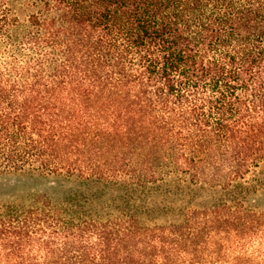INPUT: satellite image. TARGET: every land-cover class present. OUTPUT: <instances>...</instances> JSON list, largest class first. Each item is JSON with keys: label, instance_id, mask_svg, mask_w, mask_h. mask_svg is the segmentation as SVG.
Segmentation results:
<instances>
[{"label": "trees", "instance_id": "trees-1", "mask_svg": "<svg viewBox=\"0 0 264 264\" xmlns=\"http://www.w3.org/2000/svg\"><path fill=\"white\" fill-rule=\"evenodd\" d=\"M16 1L0 264H264V0Z\"/></svg>", "mask_w": 264, "mask_h": 264}, {"label": "rangeland", "instance_id": "rangeland-1", "mask_svg": "<svg viewBox=\"0 0 264 264\" xmlns=\"http://www.w3.org/2000/svg\"><path fill=\"white\" fill-rule=\"evenodd\" d=\"M36 0H17L14 5V12H16L22 21H25L28 15L32 12L43 13L44 6L41 3L35 2ZM60 182H67V180H61ZM57 177L53 175L41 176L30 173L21 174L20 172H0V202L10 198V194H18L23 188L31 185L34 180H39L38 188L52 190L53 185H57ZM56 181V182H55ZM71 186H78L76 182H68ZM260 204L264 205V194L258 197ZM148 219V218H146ZM165 217H158L156 221H164Z\"/></svg>", "mask_w": 264, "mask_h": 264}]
</instances>
